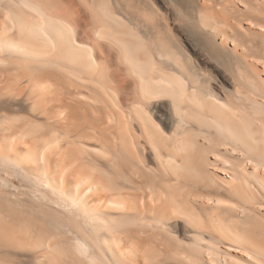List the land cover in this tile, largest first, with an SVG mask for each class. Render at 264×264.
Here are the masks:
<instances>
[{
	"label": "bare ground",
	"instance_id": "obj_1",
	"mask_svg": "<svg viewBox=\"0 0 264 264\" xmlns=\"http://www.w3.org/2000/svg\"><path fill=\"white\" fill-rule=\"evenodd\" d=\"M0 264H264V0H0Z\"/></svg>",
	"mask_w": 264,
	"mask_h": 264
}]
</instances>
